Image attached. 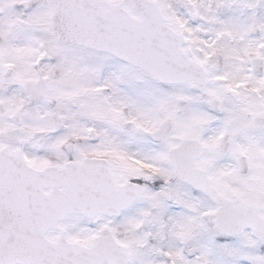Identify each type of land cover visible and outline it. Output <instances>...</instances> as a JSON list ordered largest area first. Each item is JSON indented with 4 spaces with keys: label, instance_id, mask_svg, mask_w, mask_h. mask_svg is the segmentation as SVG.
<instances>
[{
    "label": "snow or ice",
    "instance_id": "snow-or-ice-1",
    "mask_svg": "<svg viewBox=\"0 0 264 264\" xmlns=\"http://www.w3.org/2000/svg\"><path fill=\"white\" fill-rule=\"evenodd\" d=\"M0 264H264V0H0Z\"/></svg>",
    "mask_w": 264,
    "mask_h": 264
}]
</instances>
